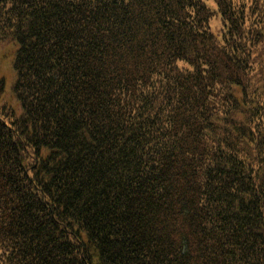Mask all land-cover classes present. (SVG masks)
Returning <instances> with one entry per match:
<instances>
[{"label": "trees", "instance_id": "obj_1", "mask_svg": "<svg viewBox=\"0 0 264 264\" xmlns=\"http://www.w3.org/2000/svg\"><path fill=\"white\" fill-rule=\"evenodd\" d=\"M0 264H264V0H0Z\"/></svg>", "mask_w": 264, "mask_h": 264}, {"label": "rangeland", "instance_id": "obj_2", "mask_svg": "<svg viewBox=\"0 0 264 264\" xmlns=\"http://www.w3.org/2000/svg\"><path fill=\"white\" fill-rule=\"evenodd\" d=\"M16 50V44L0 45V83H3L5 88L4 101L15 110H19L20 106L13 93L16 82L13 67Z\"/></svg>", "mask_w": 264, "mask_h": 264}]
</instances>
